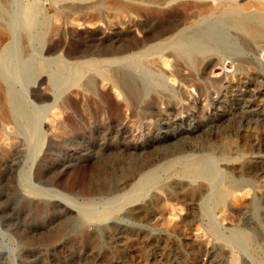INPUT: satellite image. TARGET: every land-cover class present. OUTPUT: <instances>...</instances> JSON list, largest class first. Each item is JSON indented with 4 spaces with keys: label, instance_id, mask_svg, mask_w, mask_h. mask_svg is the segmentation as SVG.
<instances>
[{
    "label": "rangeland",
    "instance_id": "374dc122",
    "mask_svg": "<svg viewBox=\"0 0 264 264\" xmlns=\"http://www.w3.org/2000/svg\"><path fill=\"white\" fill-rule=\"evenodd\" d=\"M0 1L9 7L8 14L14 20L8 27L7 16H0V151L10 145L13 149V157L0 166V264L264 262V124L241 127L238 120L242 119V114L235 108L237 100L244 98L253 101L252 107L256 106L264 114V49L258 53L241 37L234 39L232 36L229 39L238 54L231 58L217 54L206 68L199 64L200 67L189 68V72L184 70L185 76L179 73V77L189 79L181 88L165 80V89H162L166 92L177 89L180 93L159 97L156 91L161 89H148L146 102L129 110L121 102L120 89L110 83L104 87L96 74L88 71L78 74L76 67L86 66L92 58L96 61L106 59L102 61H109L113 65L110 68L119 69L129 62L125 61L129 53L124 50L127 38L138 40L142 36L137 29L141 22L140 11H136L137 1H134V8L137 7L133 20L135 28L131 32L124 11L128 0ZM30 12L45 24H31ZM37 34L43 35L41 42L35 41ZM98 44L107 50V55L90 57L91 47ZM13 48L23 56L28 54L37 70V76L30 80L17 78L13 82L14 89L24 96L26 106L36 114L37 121L55 113V124L64 126L65 132L47 134L38 127L14 133L7 120L6 83L7 65L10 60L14 61ZM108 48L118 51L111 53ZM242 62L250 63L248 71L241 80L231 79L236 65ZM64 64L66 74L61 75L60 90H55L50 78L60 76L58 67ZM91 76L97 83L94 90L85 86ZM223 78L226 88L218 94L213 92L217 80ZM55 96L58 97L57 106L48 109ZM164 122L168 125L161 126ZM194 124L201 126L197 134L185 130L180 139L163 138L164 131H176ZM172 144L184 150L177 154L179 148ZM192 153L212 164L206 180L189 182L190 179L178 176L185 163L181 158ZM38 166L43 170L41 174L36 171ZM24 171L30 173L26 181L22 175ZM150 172L157 175V182L139 192L138 198L142 199H137L138 203L111 213L106 219L97 218L110 201L135 191L134 184ZM214 193L222 197L223 202L211 205L205 213L203 202L205 204ZM134 210L142 211L141 218L135 219ZM204 213L209 214L216 224L214 227ZM234 233L249 241L247 248L238 249Z\"/></svg>",
    "mask_w": 264,
    "mask_h": 264
},
{
    "label": "bare ground",
    "instance_id": "6f19581e",
    "mask_svg": "<svg viewBox=\"0 0 264 264\" xmlns=\"http://www.w3.org/2000/svg\"><path fill=\"white\" fill-rule=\"evenodd\" d=\"M134 1H137L138 10L140 11L141 22L137 26V29L140 30L142 36L140 39L135 40L133 37L129 36L127 38L124 50L125 53H129L127 55L125 61H129L126 63L122 69L119 67H109L113 66L109 61H96L93 58L86 63V66L79 65L77 68L78 74H84L85 71L93 72L92 74H96L104 87L106 84L110 83L112 87H117L122 92V100L121 102L127 109H132L133 106L141 104L146 98V93L148 89H161L156 91L157 96H170L171 93L177 92L175 90L163 91L165 89L164 83L165 80L172 83L174 85L177 83V87L184 85L186 83V78H180L179 75L184 71L191 69L192 66L201 65L205 67L207 65H211L214 60V56L217 54H221L227 58H231V55L238 54V50L231 44L229 38L232 36L241 37L246 44H248L249 48L252 50H257V52H261L264 49V0H248L247 3H241L242 0H128L124 6L126 23L129 27V32L134 27ZM246 2V1H245ZM9 7L4 5L0 1V16H7V24L8 27L11 24H14V20L10 14H8ZM136 12V13H137ZM142 13V14H141ZM136 15V14H135ZM161 17V19H160ZM31 24H35L37 26L45 24L44 21L38 20L35 17L34 12L29 15ZM32 18V19H31ZM138 18V17H137ZM29 21V22H30ZM142 26V27H140ZM11 27V26H10ZM14 29V27H13ZM188 30V32H186ZM100 39V38H99ZM43 40L42 34H37L35 37L36 42H41ZM233 40V39H232ZM116 42V41H115ZM236 42V41H235ZM234 42V43H235ZM117 43V42H116ZM100 44V43H99ZM90 46L91 56L100 57L107 55V50L105 48H101L102 45ZM103 44V43H102ZM113 44V43H112ZM110 45V44H109ZM240 45V44H239ZM108 46V45H107ZM115 46V45H114ZM123 46V44H122ZM238 47V46H237ZM111 48V47H109ZM108 48V49H109ZM114 49V48H112ZM240 49V48H239ZM123 50V51H124ZM118 50L113 52V50L109 49V52L117 53ZM26 52V51H25ZM122 53V52H121ZM14 54V55H13ZM120 54V53H119ZM14 61L10 60L7 65V71L9 77L6 79L7 83V101L9 106V115H7L8 122L12 125L14 133L20 131H32L37 130L38 127L42 128L43 131L47 134H55L65 132L64 126H59L55 124V113L53 115L40 118L38 121L36 120V114L28 109L25 103L24 96L17 92L14 89V81L20 77L22 79L30 80L37 74V70L33 65L32 60H30L29 55L24 56L21 54L19 50H15L13 48ZM124 55V54H123ZM218 56V55H217ZM80 57V55L78 56ZM147 57H152L147 59ZM256 57V56H254ZM16 58V59H15ZM75 58V57H74ZM107 58V57H106ZM221 58V57H219ZM218 58V59H219ZM118 59V58H117ZM235 59V58H234ZM106 60V59H103ZM109 60V59H108ZM112 60V59H110ZM122 61L121 59H119ZM124 61V60H123ZM244 61V58H243ZM247 61V60H246ZM112 62V61H111ZM238 62V61H237ZM76 63V62H75ZM79 63V62H77ZM82 63V62H81ZM85 63V62H84ZM116 63V62H114ZM77 65V64H75ZM199 65V67H200ZM249 62H242L239 65H236L233 74L231 75V79L241 80V76L248 71ZM252 66L253 63H252ZM201 67V68H202ZM38 68V67H37ZM206 68V67H205ZM204 68V70H205ZM254 68V67H253ZM252 68V69H253ZM209 69V68H207ZM250 69V68H249ZM201 70V69H200ZM199 70V71H200ZM202 70V71H204ZM255 70V69H254ZM40 71V70H39ZM58 71L60 76L50 78L51 86L53 89L60 90L62 85V77L64 73L66 74V66L65 64L61 67H58ZM75 71V70H74ZM191 71V70H190ZM196 71V70H195ZM260 71V70H259ZM76 72V71H75ZM74 72V73H75ZM169 72V73H168ZM193 72V71H192ZM191 72V74H192ZM201 72V71H200ZM253 72V71H252ZM251 72V73H252ZM71 73V72H70ZM168 73V74H167ZM180 73V74H179ZM195 73V72H194ZM193 73V74H194ZM249 73V72H248ZM64 74V75H65ZM203 74V73H202ZM207 74V73H206ZM205 74V75H206ZM257 74V73H256ZM183 75V73L181 74ZM200 75V74H199ZM204 75V76H205ZM250 75V74H249ZM8 76V75H7ZM37 76V75H36ZM75 76V75H74ZM77 76V75H76ZM185 76V74L183 75ZM203 76V77H204ZM256 76V75H255ZM254 76V77H255ZM263 76V75H262ZM197 77V76H196ZM201 77V78H203ZM243 77V76H242ZM246 77V75H245ZM257 77V76H256ZM81 78V77H80ZM198 78V77H197ZM230 78V77H229ZM258 78V77H257ZM263 78V77H262ZM226 79V78H225ZM194 80V78H193ZM229 80V79H228ZM244 80V79H243ZM198 81V79H197ZM208 81V80H206ZM205 81V82H206ZM217 84L213 86V92L217 94L221 92L225 87L224 78L217 80ZM227 81V80H226ZM255 81V80H254ZM211 82V81H210ZM216 82V81H215ZM230 82V81H229ZM246 82V81H245ZM99 83V82H98ZM244 83V82H243ZM180 84V85H179ZM206 84V83H205ZM203 84V85H205ZM211 84V83H210ZM209 84V86H210ZM215 84V83H214ZM231 84V83H230ZM237 84V83H236ZM101 85V86H102ZM167 85V83H166ZM169 85V84H168ZM202 85V86H203ZM228 85V84H227ZM248 85V84H247ZM254 85V84H253ZM259 85V83H258ZM257 85V86H258ZM85 86L89 89H95L97 86L96 79L91 76L85 82ZM110 86V85H109ZM111 86L109 88H111ZM189 86V85H188ZM194 86V85H193ZM204 87V86H203ZM240 87V86H239ZM261 87V86H260ZM100 88V87H99ZM172 88V87H171ZM187 88V87H186ZM200 88V87H198ZM235 88V87H233ZM101 89V88H100ZM208 89V87H207ZM251 89V88H250ZM259 89V88H258ZM98 90V89H97ZM180 90V89H179ZM201 90V88H200ZM204 90V89H202ZM209 90V89H208ZM226 90V89H225ZM232 90V89H231ZM230 90V91H231ZM99 91V90H98ZM101 91V90H100ZM103 91V89H102ZM205 91V90H204ZM229 91V92H230ZM90 92V91H89ZM180 93V91H178ZM177 92V94H178ZM237 92V91H236ZM247 92V91H246ZM118 93V92H117ZM155 93V94H156ZM199 93V91H198ZM215 93V94H216ZM235 93V92H234ZM97 94V93H96ZM154 94V93H153ZM182 94V93H181ZM204 94H206L204 92ZM243 94V93H242ZM247 94V93H246ZM249 94V93H248ZM212 95V94H211ZM257 95V94H256ZM161 96V97H162ZM174 96V95H173ZM180 96V95H179ZM203 96V95H202ZM220 96V95H219ZM233 96V95H232ZM247 96V95H246ZM253 96V95H252ZM264 96V95H263ZM210 97V95H209ZM172 98V97H171ZM175 98V97H173ZM172 98V99H173ZM212 98V97H211ZM235 98V97H234ZM253 98V97H252ZM258 98V97H257ZM263 98V97H262ZM147 99V98H146ZM213 99V98H212ZM166 100V99H165ZM171 100V99H170ZM176 100V99H174ZM180 100V98H179ZM201 100V99H200ZM230 100V99H229ZM233 100V99H232ZM259 100V99H258ZM178 101V100H177ZM216 101V100H215ZM220 101V100H219ZM231 101V100H230ZM238 102L235 104V108L237 112L240 111L242 114V119L238 120V123L245 127H251L264 124L263 112L258 111L256 106L252 107V102L241 98L237 100ZM58 97H54V101L52 104L48 105V109H51L52 106L58 104ZM100 102V101H99ZM146 102V101H145ZM144 102V103H145ZM160 102V101H159ZM181 102V100L179 101ZM178 102V103H179ZM261 102V101H260ZM264 102V101H263ZM258 103V102H257ZM256 103V104H257ZM119 104V102H118ZM160 104V103H159ZM180 104V103H179ZM181 104H183L181 102ZM221 104V103H220ZM254 104V103H253ZM143 105V104H142ZM218 105V104H217ZM231 105V104H230ZM57 106V105H56ZM174 106V105H173ZM181 106V105H180ZM108 107V106H107ZM111 107V106H110ZM109 107V108H110ZM117 107V106H115ZM120 107V106H119ZM162 107V106H161ZM218 107V106H217ZM102 108V106H101ZM106 108V107H105ZM118 108V107H117ZM116 108V109H117ZM187 108V107H186ZM198 108V107H197ZM115 109V108H113ZM120 109V108H119ZM137 109V108H136ZM222 109V108H221ZM234 109V108H233ZM102 110V109H101ZM106 110V109H105ZM118 110V109H117ZM135 110V108H134ZM140 110V109H139ZM172 110V108H171ZM183 110V109H182ZM226 110V109H225ZM53 111V110H52ZM57 111V110H55ZM116 111V110H115ZM231 111V110H229ZM158 112V111H157ZM160 112V110H159ZM163 112V111H162ZM227 112V111H226ZM236 112V113H237ZM115 113V112H114ZM118 113V112H117ZM133 113V112H132ZM140 113V112H139ZM150 113V112H149ZM235 113V112H234ZM142 114V113H141ZM146 114V113H145ZM152 114V113H151ZM150 114V115H151ZM158 114V113H157ZM170 114V113H169ZM177 114V113H176ZM214 114V113H213ZM212 114V115H213ZM129 115V114H128ZM131 115V113H130ZM134 115V114H133ZM136 115V114H135ZM140 115V114H139ZM143 115V114H142ZM147 115V114H146ZM154 115V114H153ZM199 115V114H198ZM223 115V114H222ZM258 115V116H257ZM202 116V115H201ZM229 116V115H228ZM232 116V115H231ZM129 117V116H128ZM141 117V116H140ZM139 117V118H140ZM157 117V116H156ZM160 117V116H159ZM171 117V116H170ZM176 116H174L175 118ZM237 117V116H236ZM124 118V117H123ZM132 118L133 117H129ZM153 118V117H152ZM172 118V117H171ZM187 118V116H186ZM208 118V117H207ZM57 119V118H56ZM120 119V118H119ZM144 119V118H143ZM194 119V118H193ZM226 119V118H225ZM60 120V119H59ZM122 120V119H121ZM151 120V119H150ZM172 120V119H171ZM215 120V119H214ZM229 120V119H228ZM237 120V119H236ZM57 121V120H56ZM137 121V119H136ZM142 121V120H141ZM140 121V122H141ZM162 122V120H160ZM167 122V120L165 119ZM188 121V120H187ZM196 121V120H195ZM110 122V121H109ZM115 122V121H114ZM124 122V121H123ZM151 122V121H150ZM166 122L160 123L161 126L167 124ZM174 122V121H173ZM182 122V121H181ZM185 122V121H184ZM189 122V121H188ZM209 121H207L208 123ZM143 122L142 124H144ZM148 123V122H147ZM211 123V122H210ZM62 124V123H61ZM108 124V123H107ZM141 124V123H140ZM141 124V125H142ZM159 124V123H158ZM219 124V123H218ZM115 125V124H114ZM130 125V124H129ZM168 125V124H167ZM184 125V124H183ZM236 125V124H235ZM108 126V125H107ZM126 126V125H125ZM140 126V125H139ZM138 126V127H139ZM143 126V125H142ZM160 126V125H159ZM181 126V125H180ZM209 126V125H208ZM220 126V125H219ZM111 127V126H110ZM119 127V126H118ZM144 127V126H143ZM184 127V126H183ZM210 127V126H209ZM240 127V126H239ZM261 127V126H260ZM5 128V127H4ZM9 128V127H8ZM7 128V129H8ZM117 128V127H116ZM148 128V127H147ZM145 128V129H147ZM178 128V127H177ZM207 128V127H206ZM215 128V127H214ZM224 128V127H223ZM12 129V128H11ZM163 129H167L164 127ZM110 130V129H109ZM108 130V131H109ZM119 130V129H117ZM116 130V131H117ZM122 130V129H121ZM120 130V132H121ZM127 130V129H126ZM129 130V129H128ZM185 130H189L190 134H197L199 130H201L200 124H197L192 127L188 126L187 128H180L176 131H164L165 136L163 138L168 139H177L182 138V133ZM238 130V129H237ZM132 131V130H130ZM162 131V130H161ZM214 131V130H213ZM216 131V130H215ZM208 132V131H207ZM3 133V132H2ZM23 133V132H20ZM124 133V132H123ZM139 133V131H138ZM143 133V131H142ZM127 134V133H126ZM141 134V133H140ZM160 134V133H159ZM60 135V134H59ZM62 135V134H61ZM212 135V134H211ZM58 136V135H57ZM101 136V135H100ZM157 136V135H156ZM190 136V135H189ZM201 136V135H199ZM227 136V135H226ZM9 137V136H8ZM56 137V136H55ZM192 137V136H191ZM197 138L196 136H194ZM219 136H217L218 138ZM4 138V137H2ZM159 138V137H158ZM188 138V137H187ZM193 138V137H192ZM201 138V137H200ZM5 139V138H4ZM156 139V138H155ZM198 139V138H197ZM101 140V139H100ZM157 140V139H156ZM208 140V139H207ZM12 141V140H11ZM133 141V140H132ZM203 141V140H202ZM206 141V140H205ZM141 142V141H140ZM185 142V141H184ZM199 142V140H198ZM4 143V142H3ZM12 143V142H11ZM103 143V142H102ZM133 143V142H132ZM181 143V142H180ZM195 143V142H194ZM207 143V142H206ZM8 144V143H7ZM164 144V143H163ZM166 144V143H165ZM101 145V144H100ZM143 145V144H142ZM153 145V144H152ZM158 145V144H157ZM169 145V144H167ZM184 145V144H183ZM183 145H181L183 147ZM198 145V144H197ZM207 145V144H206ZM1 146H3L1 144ZM136 146V145H135ZM160 148V145H158ZM173 147H176V144H172ZM5 147V146H4ZM103 147V146H102ZM171 147V146H170ZM197 147V146H196ZM135 148V147H133ZM164 148V147H163ZM179 148L176 147V149ZM0 151V166L7 164V161L11 159L13 156L12 145L8 148ZM12 149V150H11ZM103 149V148H102ZM161 149V148H160ZM169 149V148H168ZM172 149V148H171ZM184 150L183 148H179L176 150V153H180ZM199 150V149H198ZM35 151V150H34ZM33 151V153H34ZM140 151V150H139ZM138 151V152H139ZM156 151V150H155ZM164 151V150H163ZM161 151V152H163ZM166 151V150H165ZM173 151V150H172ZM191 151V150H190ZM170 152V151H169ZM192 152V151H191ZM190 152V154H191ZM32 153V154H33ZM175 153V152H173ZM184 153V151H183ZM186 153V152H185ZM188 153V152H187ZM210 153V152H209ZM207 153V154H209ZM160 154V153H159ZM186 155L181 159L185 160L183 164V168L178 172V176H182L183 178H188L191 180H206L205 176H208L210 170V163L206 159H201L198 157H194L195 155ZM202 154V153H201ZM200 154V155H201ZM206 154V153H205ZM204 154V155H205ZM213 154V153H212ZM36 155V154H35ZM182 155V154H181ZM184 155V154H183ZM198 155V154H197ZM210 155V154H209ZM104 156V155H103ZM164 156V155H163ZM166 156V155H165ZM203 156V155H202ZM212 156V155H211ZM223 157V155H221ZM32 157V156H31ZM178 157V156H177ZM176 157V158H177ZM191 157V158H190ZM201 157V156H200ZM210 157V156H209ZM208 157V158H209ZM226 157V156H225ZM175 158V157H174ZM211 158V157H210ZM102 159V158H101ZM162 159V158H161ZM160 159V160H161ZM170 159V158H168ZM179 159V158H177ZM180 159V160H181ZM189 159V160H187ZM212 159V158H211ZM213 159H215L213 157ZM227 159V158H225ZM164 160V159H162ZM175 160V159H173ZM178 160V161H180ZM224 160V159H223ZM231 160V159H230ZM217 161V160H216ZM235 162V161H233ZM12 163V162H11ZM18 162L15 163V165ZM176 164V163H175ZM215 164V163H214ZM226 164V163H225ZM228 164V163H227ZM226 164V165H227ZM62 165V164H61ZM224 165V164H223ZM9 166V165H8ZM11 166V165H10ZM144 166V165H143ZM175 166V165H174ZM218 166V165H217ZM12 167V166H11ZM142 167V166H141ZM156 167V166H155ZM173 167V166H172ZM171 167V168H172ZM177 167V166H175ZM215 167V166H214ZM16 168V167H15ZM24 168V166H23ZM149 168V167H148ZM178 168V167H177ZM136 169V167H135ZM141 168L139 167V170ZM144 170V168H142ZM147 169V168H146ZM152 169V168H150ZM154 169V168H153ZM212 169V168H211ZM215 169V168H214ZM11 171V169H9ZM8 170V171H9ZM24 170V169H23ZM31 170V167L28 169ZM179 170V169H178ZM217 170V169H216ZM216 170H214L213 175L217 174ZM14 171V170H13ZM27 171L22 172L23 179L26 181L29 178L30 173ZM38 174H41L40 166L36 168ZM134 171V170H132ZM151 171V170H149ZM218 171V170H217ZM220 171V170H219ZM258 171V170H257ZM146 172V171H145ZM169 172V171H168ZM133 173V172H132ZM131 173V174H132ZM167 173V172H166ZM172 173V172H171ZM221 173V172H220ZM29 174V175H28ZM45 174V173H44ZM137 173L134 174V176ZM162 174V173H160ZM165 174V173H164ZM175 174V172H174ZM173 175V174H172ZM212 175V176H213ZM118 176V175H117ZM133 176V175H132ZM137 177V176H136ZM177 177V176H176ZM123 178V176H122ZM178 178V177H177ZM181 178V177H180ZM179 178V179H180ZM210 178V177H209ZM217 178V176H216ZM215 178V179H216ZM157 175L154 173H148L147 175H142L139 180L134 184L132 193L130 194H122L121 198L110 201L107 205L108 207H104V211L98 214V219H106V216L111 213L118 212L126 206L132 205L133 203H138L137 199L139 196V192L145 191L148 188L155 185L157 182ZM174 179V178H173ZM126 180V179H125ZM177 180V179H176ZM181 180V179H180ZM183 180V179H182ZM221 180V179H220ZM130 181V180H129ZM118 182V181H117ZM127 183V180L125 181ZM134 182V180H133ZM188 182V181H187ZM196 183V181H195ZM215 183V182H214ZM213 183V184H214ZM217 183V180H216ZM132 184V183H131ZM130 184V185H131ZM198 184V183H197ZM212 184V183H211ZM232 184V183H231ZM200 185V184H199ZM204 185V184H203ZM208 185V184H207ZM206 185V186H207ZM215 186V185H214ZM201 187V186H200ZM226 187V186H224ZM127 188V187H126ZM129 188V187H128ZM127 188V189H128ZM209 188V187H208ZM212 188V187H211ZM228 188V187H227ZM229 188L230 184H229ZM126 189V190H127ZM210 190V189H208ZM207 190V191H208ZM226 190V189H225ZM237 190V188H236ZM242 190V189H241ZM120 191V190H119ZM124 191V190H123ZM132 191V189H131ZM200 191V190H199ZM205 191V190H204ZM130 192V191H129ZM211 192V191H210ZM209 192V193H210ZM124 193V192H123ZM204 193V192H203ZM218 193V192H217ZM225 193V192H224ZM227 193V192H226ZM232 193V192H231ZM38 194V192H37ZM146 194V193H145ZM207 194V193H206ZM229 194V193H228ZM227 194V195H228ZM199 195V194H198ZM201 195V194H200ZM231 195V194H230ZM240 195V194H239ZM245 195V194H244ZM145 196V195H144ZM210 196V195H208ZM242 196V195H241ZM120 197V196H119ZM199 197V196H198ZM228 196H226L227 198ZM230 197V196H229ZM236 197V196H235ZM234 197V199H235ZM238 197V196H237ZM142 199V198H141ZM197 199V198H196ZM203 199V197H202ZM233 199V200H234ZM232 200V199H231ZM205 201V200H204ZM201 202V201H200ZM223 202V198L218 194L211 195V199H206L202 209L205 213H208L211 205H219ZM201 204V203H200ZM137 206V205H136ZM142 207V206H141ZM106 208V209H105ZM132 208V207H131ZM138 208V207H137ZM145 208V207H144ZM218 208V207H217ZM221 208V207H220ZM82 209V208H81ZM134 209V208H133ZM151 209V208H150ZM83 210V209H82ZM86 210V209H85ZM144 211V209H143ZM208 211V212H206ZM135 219L141 218L143 214L140 211L134 210L132 211ZM211 212V211H210ZM86 213V212H84ZM204 213V214H205ZM132 214V215H133ZM194 214V213H193ZM203 215V213H202ZM209 217V214H205ZM148 216V215H147ZM104 217V218H103ZM90 218V217H89ZM147 218V217H146ZM196 220V219H195ZM210 220V221H209ZM210 226L213 227L216 225L213 223L212 219L209 217ZM140 222V221H139ZM194 222V220H193ZM196 222V221H195ZM137 223V222H136ZM197 223V222H196ZM194 223V224H196ZM138 224V223H137ZM198 226V225H197ZM211 226V227H212ZM122 228V227H121ZM199 228V227H198ZM123 230V229H122ZM124 231V230H123ZM122 231V232H123ZM214 231V230H213ZM212 231V232H213ZM119 232V231H118ZM117 232V233H118ZM121 233V232H120ZM122 234V233H121ZM120 234V235H121ZM119 235V236H120ZM216 235V234H215ZM116 236V235H115ZM127 237V236H126ZM236 243L239 250H244L247 248L248 240L246 238L239 237L235 235ZM117 238V237H116ZM251 239V238H249ZM251 241V240H250ZM252 242V241H251ZM250 242V243H251ZM228 249V248H227ZM246 258V257H245ZM226 259V258H225ZM249 262V261H248ZM259 262V261H258ZM248 264V263H247ZM252 264V262H251ZM255 264V263H254ZM258 264H264V262H259Z\"/></svg>",
    "mask_w": 264,
    "mask_h": 264
}]
</instances>
